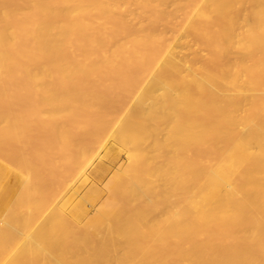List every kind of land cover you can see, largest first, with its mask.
<instances>
[{
  "label": "bare ground",
  "instance_id": "bare-ground-1",
  "mask_svg": "<svg viewBox=\"0 0 264 264\" xmlns=\"http://www.w3.org/2000/svg\"><path fill=\"white\" fill-rule=\"evenodd\" d=\"M0 264H264V0H0Z\"/></svg>",
  "mask_w": 264,
  "mask_h": 264
},
{
  "label": "rangeland",
  "instance_id": "rangeland-1",
  "mask_svg": "<svg viewBox=\"0 0 264 264\" xmlns=\"http://www.w3.org/2000/svg\"><path fill=\"white\" fill-rule=\"evenodd\" d=\"M185 51L184 52L186 54H189V50H185ZM105 143H106V145H105ZM102 146H104V147L102 148ZM121 150H122V147L118 143H116L114 141H111V142L110 141H106V142L104 141L103 143H101L99 145V147L97 146L94 149V151H95V152H93L94 154L88 153L89 156L85 159V161L82 160V162H81V163H83L82 164L83 167H81V168L84 169V172L89 175V180L85 184V183L78 181L79 180L78 179L79 174L73 175L72 182H75L77 184L80 183L81 185L79 187V193L76 196L75 200L73 201V204H72V200L70 201V203H71L70 206H68L69 204H66L67 208H66V206H65L66 210H64V208H63L64 212H66L67 214L70 213L69 211H70V209H72L71 207L74 204H79V205L85 206L86 209L88 210L89 216H94L95 213L96 214L100 213L99 212L100 210L103 211L102 208L103 209L106 208L103 206L101 201L104 200L105 203L108 202V198H109V191L108 190H109V186H110L111 182L113 181V177H114L115 173L116 172L118 173V171L121 168H124L128 165L127 164L128 159L126 156L127 153L124 150H122L123 152ZM97 151H98V153H97ZM107 152H109V154ZM98 165H104L105 166L106 169L103 173H93L95 168ZM85 169H86V171H85ZM99 194L101 195V197ZM79 197H80V199H79ZM97 200L100 202H98ZM93 203H94V205H92ZM95 203H97V204H95ZM86 204H87V206H86ZM96 209H98L97 212H95ZM16 212L18 213V217H23L25 214L28 213V210L27 209H20L19 211H16ZM41 219H42V217L39 215H37L33 218V225H32V228L30 229L31 235L29 238H26V240L22 239L17 244L18 248L23 247L25 243L30 244V242L32 241L31 238H33L34 233L36 231L37 223ZM22 238L25 239L24 236Z\"/></svg>",
  "mask_w": 264,
  "mask_h": 264
}]
</instances>
